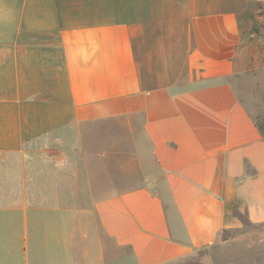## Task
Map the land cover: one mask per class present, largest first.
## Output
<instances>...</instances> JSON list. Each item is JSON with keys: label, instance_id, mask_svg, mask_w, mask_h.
Listing matches in <instances>:
<instances>
[{"label": "crops", "instance_id": "0c3cea01", "mask_svg": "<svg viewBox=\"0 0 264 264\" xmlns=\"http://www.w3.org/2000/svg\"><path fill=\"white\" fill-rule=\"evenodd\" d=\"M0 16L3 264H175L237 213L264 223V134L229 82L264 59L243 45L254 24L264 44V0H0Z\"/></svg>", "mask_w": 264, "mask_h": 264}, {"label": "rangeland", "instance_id": "374dc122", "mask_svg": "<svg viewBox=\"0 0 264 264\" xmlns=\"http://www.w3.org/2000/svg\"><path fill=\"white\" fill-rule=\"evenodd\" d=\"M257 16L258 13L255 14ZM258 32V25L254 24L251 27L252 38L243 42L247 48L246 57L251 52L258 55L259 48H264V44L258 45ZM243 59L246 60L244 63L247 59L250 61V67L231 76L229 82L253 120L264 129V59H254L252 63L249 58ZM237 215L241 226L226 230L223 233L226 239L222 243L201 248L175 264H264V224H251L244 214ZM4 241V234L0 232V248ZM3 263L0 258V264Z\"/></svg>", "mask_w": 264, "mask_h": 264}, {"label": "trees", "instance_id": "16d2710c", "mask_svg": "<svg viewBox=\"0 0 264 264\" xmlns=\"http://www.w3.org/2000/svg\"><path fill=\"white\" fill-rule=\"evenodd\" d=\"M259 126V125H258ZM259 129H261V131L263 132V134H264V129L261 127V126H259ZM262 224H264V223H262ZM225 231H223V233H224ZM226 238L222 235V240H225Z\"/></svg>", "mask_w": 264, "mask_h": 264}, {"label": "clouds", "instance_id": "9594fccd", "mask_svg": "<svg viewBox=\"0 0 264 264\" xmlns=\"http://www.w3.org/2000/svg\"><path fill=\"white\" fill-rule=\"evenodd\" d=\"M0 20H4L5 22H10L9 20H7V18L6 17H4V16H0Z\"/></svg>", "mask_w": 264, "mask_h": 264}]
</instances>
